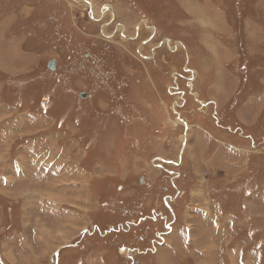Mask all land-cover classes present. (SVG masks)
Instances as JSON below:
<instances>
[{"label":"rangeland","instance_id":"1","mask_svg":"<svg viewBox=\"0 0 264 264\" xmlns=\"http://www.w3.org/2000/svg\"><path fill=\"white\" fill-rule=\"evenodd\" d=\"M0 264H264V0H0Z\"/></svg>","mask_w":264,"mask_h":264},{"label":"crops","instance_id":"2","mask_svg":"<svg viewBox=\"0 0 264 264\" xmlns=\"http://www.w3.org/2000/svg\"><path fill=\"white\" fill-rule=\"evenodd\" d=\"M182 5H183V4H182ZM206 78H209V77L207 76ZM217 79H219V75H217ZM220 79H221V77H220ZM223 82H224V81H223ZM221 84H222V83H221ZM230 84H231V81H230V82H227V85H228V86H230ZM231 88H232V86H230V87L222 86V87H221V89H223V90L225 91V94H230V93H231L230 91L232 90ZM199 141H201V139H200ZM258 144H259V143H258ZM241 146H242V147H243V146H246V147H247V145H243V144H241ZM225 150L229 151L228 154H231V155H235V154H236V156H234L233 158H237V160L234 161L235 163H232L229 169H231L232 172H235V173H239V172H241V171H239V169H241V170L244 171V165H243V163H242V162H243V159H244L245 156L249 155L251 151H249V153L243 154V153H241L242 150L240 151L239 149H237V148L235 147V145H232L231 148H230L228 145H226V146H225ZM202 154H203V156L206 155V153H202ZM204 158H206V156H205ZM204 158L200 156V159H201V160H204ZM233 158H232V159H233ZM204 161H205V160H204ZM231 175H232V174H231ZM204 213H205V212H204ZM187 217H188V216H187ZM185 219H187V218H185Z\"/></svg>","mask_w":264,"mask_h":264},{"label":"water","instance_id":"3","mask_svg":"<svg viewBox=\"0 0 264 264\" xmlns=\"http://www.w3.org/2000/svg\"><path fill=\"white\" fill-rule=\"evenodd\" d=\"M56 64H57V61L56 60H52L50 63H49V68H50V70H55V68H56ZM82 96L84 97V96H86V94H82Z\"/></svg>","mask_w":264,"mask_h":264},{"label":"trees","instance_id":"4","mask_svg":"<svg viewBox=\"0 0 264 264\" xmlns=\"http://www.w3.org/2000/svg\"><path fill=\"white\" fill-rule=\"evenodd\" d=\"M55 88H58V87H55ZM55 88H53V89H55Z\"/></svg>","mask_w":264,"mask_h":264},{"label":"bare ground","instance_id":"5","mask_svg":"<svg viewBox=\"0 0 264 264\" xmlns=\"http://www.w3.org/2000/svg\"><path fill=\"white\" fill-rule=\"evenodd\" d=\"M85 1V0H84ZM9 67V66H8Z\"/></svg>","mask_w":264,"mask_h":264}]
</instances>
